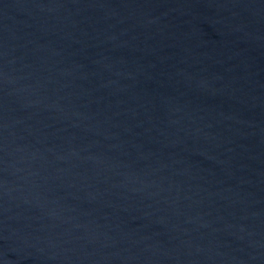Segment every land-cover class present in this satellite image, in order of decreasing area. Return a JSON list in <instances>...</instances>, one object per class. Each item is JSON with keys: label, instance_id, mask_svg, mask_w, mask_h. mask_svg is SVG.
I'll list each match as a JSON object with an SVG mask.
<instances>
[{"label": "water", "instance_id": "1", "mask_svg": "<svg viewBox=\"0 0 264 264\" xmlns=\"http://www.w3.org/2000/svg\"><path fill=\"white\" fill-rule=\"evenodd\" d=\"M0 264H264V0H0Z\"/></svg>", "mask_w": 264, "mask_h": 264}]
</instances>
